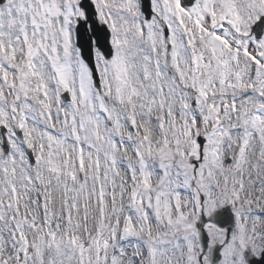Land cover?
<instances>
[{"label": "snow or ice", "instance_id": "6c2138e0", "mask_svg": "<svg viewBox=\"0 0 264 264\" xmlns=\"http://www.w3.org/2000/svg\"><path fill=\"white\" fill-rule=\"evenodd\" d=\"M0 264H264V0H0Z\"/></svg>", "mask_w": 264, "mask_h": 264}]
</instances>
